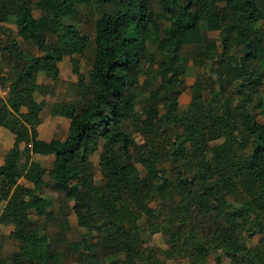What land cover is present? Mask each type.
<instances>
[{"label": "trees", "instance_id": "trees-1", "mask_svg": "<svg viewBox=\"0 0 264 264\" xmlns=\"http://www.w3.org/2000/svg\"><path fill=\"white\" fill-rule=\"evenodd\" d=\"M33 1L0 0V21L6 13L37 50L0 41L1 83L12 86L0 127L15 137L0 171V224L14 226L7 238L20 245L11 254L1 249L0 264H206L203 251L215 264H264V122L256 114L264 111V0H218L219 11L208 15L211 0ZM66 57L78 76L76 98L52 114L70 120L69 132L44 141L45 101L30 87L36 71L57 81ZM77 57L90 61L85 73ZM190 60L204 73L181 110ZM142 64L151 85L139 94ZM140 105L134 131L143 145L129 119ZM24 141L31 147L23 150ZM35 154L53 157L48 174L32 163ZM22 178L57 192V209L29 198ZM202 195L209 213L197 203ZM71 201L87 209L78 237H70ZM156 233L167 249L145 246Z\"/></svg>", "mask_w": 264, "mask_h": 264}, {"label": "rangeland", "instance_id": "rangeland-1", "mask_svg": "<svg viewBox=\"0 0 264 264\" xmlns=\"http://www.w3.org/2000/svg\"><path fill=\"white\" fill-rule=\"evenodd\" d=\"M38 0H34L33 2H37ZM35 4V3H34ZM220 3L218 0H211L210 6L208 10H206L203 15L208 14H214L217 13L220 9ZM40 15V11L35 7L34 8V16L38 18ZM168 21V19H167ZM0 26L7 30H1L0 31V41L5 44L7 40L16 38L20 41L21 47L27 51V53H37V50L35 46L30 42L29 36L30 34L28 32H25L21 35H17V29L16 25L13 21H10L7 17L6 13H3L2 19L0 21ZM10 31H9V30ZM82 29L86 31L87 33L91 32V24L90 22L83 21L82 22ZM210 37L213 39H217L218 32H211ZM197 39L198 41L201 40L199 32H197ZM188 50L182 51V54H188ZM75 58V57H73ZM79 60V67L83 73H85L87 70H89L90 61L87 58H80L77 57ZM74 67L75 65L72 63V57H66L63 62L59 64L60 74L57 81H54L51 77V74L36 71L34 74L33 84L30 87V91L32 94L35 95V97L39 100L45 101V108L42 112V118L43 120H51L53 117H55L52 114V108L57 103L63 102V101H73L76 98V91L72 87L73 84L78 82V76L74 73ZM5 69V68H4ZM141 71L139 75V83L135 87V91L139 92V94H142V92L147 91V85L150 84V79L147 76V73H149V70L147 68V65L142 64V66L139 69ZM204 69L200 67H196L194 65V61L190 60L187 68V73L184 80V85L181 87V92L179 95V107L181 110H186L191 103L192 95L190 86L195 84L198 74H203ZM0 85L5 92L4 95H0V108L5 103V98L7 96L8 91H10L11 82H6L4 85L1 83L0 79ZM262 90L263 95V101H264V88ZM205 96L209 97V92L205 93ZM209 104V102H207ZM257 119L260 122H264V111H262L260 108L256 110ZM137 118H144V112L142 110L141 105L136 107L135 113L131 114L129 119L131 120L132 124H130V127L133 131V136L135 138V142L138 145H143L145 143L143 135L140 133V131H134L135 127L138 128L137 125H139L136 121ZM5 134H8L5 131ZM65 135V132L61 129H59V132L55 134L54 138H60L63 139ZM2 140V144H0V161L4 159L7 151L12 147H10L9 142L4 144V141H6L5 136H0ZM30 146V141L24 142L21 146V148L24 150L25 148ZM102 151V149L100 150ZM92 161L96 167V174H97V180L100 178V171L98 169V163H99V152L92 155ZM38 169L39 173L41 175H46L52 168L53 164V157H35L34 161L32 162ZM136 166L139 168L141 173H144L143 165L139 162H135ZM5 170L7 168L5 167ZM20 182L26 187V194L29 198H32L36 201V203L39 206H45L47 209H57V207L60 205V197L57 192L52 190L50 187H38L30 182H28L26 179L22 178ZM149 197V192L144 191L143 192V198L147 199ZM197 203L203 208V210L206 213H209L210 206L208 203V199L206 196L202 195L199 196L197 199ZM71 205V227H72V233L70 234V237H78L80 233L85 231L87 228V209L84 205L77 206L73 201L70 202ZM34 218L35 215H34ZM50 229L55 230L56 225L53 223H49ZM9 228H5V231H8ZM6 240H10L9 238H6ZM246 242L249 244V246L256 245L258 242V236H256L254 239H247ZM12 243V244H11ZM11 243L7 245V247L4 249L3 254H11L15 250L19 249V243L17 241L11 240ZM145 246L148 247H155V248H161V249H167L168 246L165 241V237L161 233H156L152 236V239L145 244ZM202 258L206 264H215V257L213 255L208 254L206 251L202 252ZM189 264L188 260H179V261H170L169 264ZM74 264V263H73ZM224 264H230L229 259H224Z\"/></svg>", "mask_w": 264, "mask_h": 264}, {"label": "crops", "instance_id": "crops-1", "mask_svg": "<svg viewBox=\"0 0 264 264\" xmlns=\"http://www.w3.org/2000/svg\"><path fill=\"white\" fill-rule=\"evenodd\" d=\"M69 128H70V120L68 118L61 117V116H55L49 121L48 120H44L39 125V127H38L39 138L44 140V141H51L54 138L55 134H57V132H59V129H61V130H63L65 132V135L63 137V139H64L68 135ZM5 131L8 134H5ZM1 135L6 137V141H4V144L9 142L10 147H11V145L13 147L14 142H15V137L7 128L0 127V136ZM24 142H27V141H24ZM0 144H2L1 137H0ZM22 144H21V146H22ZM30 147H31V142H30V146L25 148V149H28ZM37 156L50 157V156L35 154L32 157V162L34 161L35 157H37ZM4 159H5V157H4ZM4 159L0 161V171H7V170H5ZM5 228H7V229L9 228V230L5 231ZM13 229H14V226H12V225L11 226H6V225H3V224H0V247H1L0 250L2 249L1 250L2 252L7 247V245L9 243H11V240H6V238L13 231ZM5 258H7V257H5Z\"/></svg>", "mask_w": 264, "mask_h": 264}, {"label": "built area", "instance_id": "built-area-1", "mask_svg": "<svg viewBox=\"0 0 264 264\" xmlns=\"http://www.w3.org/2000/svg\"><path fill=\"white\" fill-rule=\"evenodd\" d=\"M4 94H5V92H3L2 88H1V85H0V95L2 96Z\"/></svg>", "mask_w": 264, "mask_h": 264}]
</instances>
